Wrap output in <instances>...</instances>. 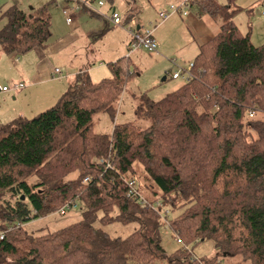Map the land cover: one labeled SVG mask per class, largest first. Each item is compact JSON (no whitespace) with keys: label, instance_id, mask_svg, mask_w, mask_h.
I'll return each instance as SVG.
<instances>
[{"label":"trees","instance_id":"obj_1","mask_svg":"<svg viewBox=\"0 0 264 264\" xmlns=\"http://www.w3.org/2000/svg\"><path fill=\"white\" fill-rule=\"evenodd\" d=\"M237 1H190L198 17L218 25L191 63L192 77L159 101L132 93L134 120L110 135L95 132L93 119L115 118L136 75L131 54L109 64L111 77L93 82L83 69L53 107L0 123V264H264V44L255 46L234 22ZM48 13L8 7L0 15L7 54L46 49ZM135 163L152 187L130 175ZM131 181L145 203L129 197ZM67 205L81 210L79 222L41 235L24 228ZM97 221L138 228L113 238ZM165 227L182 244L170 256ZM204 241L213 242V258H192L189 247Z\"/></svg>","mask_w":264,"mask_h":264},{"label":"rangeland","instance_id":"obj_2","mask_svg":"<svg viewBox=\"0 0 264 264\" xmlns=\"http://www.w3.org/2000/svg\"><path fill=\"white\" fill-rule=\"evenodd\" d=\"M105 6L101 8L107 12L108 17L111 16L113 9L120 16L122 22H126L124 26H114L110 24V28L102 36H95L93 38L81 37L82 40L77 44L73 45L66 51L62 52L59 56V60L63 61L61 67H67V70L71 67L76 66L75 63L79 62L83 57V54H87L90 51L91 67H97L99 72L93 75V82H100L104 78L111 77V71L109 64L113 62L112 60L119 59L123 54L129 51L125 47V42L130 39V35L127 32V28L136 29L137 25L142 28V33L147 30H153L155 19L161 21L158 18L160 11L165 12L170 8V4L184 1V0H135L136 7L138 8V13H136L130 19L127 18L129 11V3L133 0H114L113 5L102 0ZM221 3L225 4V0H220ZM236 6L241 9L239 13L236 14L234 22L237 24L239 29L243 34L251 32V41L255 46H261L264 44V0H238ZM94 8L98 9L97 2L94 3ZM194 9V8H192ZM191 11V9H189ZM51 14V12H50ZM102 14V13H101ZM53 15L57 18H63L62 9L54 11ZM210 22V21H209ZM214 24L213 21H211ZM97 32V31H94ZM78 33H81L78 31ZM97 36V37H96ZM90 49V50H89ZM139 50L134 55L131 56L132 65L131 71L136 72L131 82L127 87V92L123 93L119 98L120 107L114 119H112L107 113H99L93 119L94 130L97 133L103 135H110L116 124L130 122L134 120L133 114L136 107V101L132 98V93H147L148 96L154 100L159 101L168 94L176 91L185 82L184 78L179 80L171 79L167 77L166 81H163L166 77V71H160V68L167 66L165 61H162V57L156 54H148L146 52H141ZM17 56V55H16ZM15 54H5L0 52V81L7 78V82L4 83L12 89L13 83L17 79H10V76L19 78L18 75L13 74L15 68L18 64ZM24 55H19V59H22ZM7 59V63L5 62ZM176 60L178 57L175 58ZM92 61L94 63H92ZM164 63V64H163ZM189 63L187 62L182 68L184 70H189ZM92 71V70H91ZM90 71V72H91ZM89 72V74H90ZM12 97V96H10ZM9 99V98H8ZM11 103H7V106H1L0 104V122L6 124L11 121L9 116L14 114L15 109H20L21 106L16 104L12 99ZM7 116V117H6ZM263 116L258 114L257 118H262ZM7 119V122H5ZM14 120V119H12ZM141 128L148 127L147 122H136ZM130 175L135 176L138 185H145L146 188L152 187L153 183L148 179L147 173L144 167L140 163H135L133 171ZM78 173L72 174L68 177L69 179H76ZM178 214V213H177ZM82 219V212L80 209L69 210L65 214L53 213L44 218H39L24 225V228L28 233H34L36 235L52 233L60 229L66 228L79 222ZM95 226L107 232L113 238H127L131 233H133L137 228V224L122 225L121 223H113L108 226H102L100 222H96ZM162 246L167 254V256L172 255L178 251L182 244L179 242L175 234L167 227L161 230ZM197 243V241H196ZM192 258L201 260H211L215 255V247L213 242L204 241L200 242L194 246H190ZM224 264H241L239 258L236 259H223ZM164 264V263H159Z\"/></svg>","mask_w":264,"mask_h":264},{"label":"crops","instance_id":"obj_3","mask_svg":"<svg viewBox=\"0 0 264 264\" xmlns=\"http://www.w3.org/2000/svg\"><path fill=\"white\" fill-rule=\"evenodd\" d=\"M183 2L171 3L169 6H179ZM13 5L20 7L28 15L30 14L31 17H33L36 11L47 6L52 36L46 49L37 48L31 50L23 54L24 56L22 59H19V56L16 57L18 64L13 74L18 75L19 78L10 76V79H12L11 82L17 79L16 82L13 83L12 89L4 84L7 82V78L4 79L3 82L2 80L0 81L1 106L6 107L7 103H11L9 99H12L16 104L19 103L21 106L20 109H15L14 114L9 116V120L11 119L10 122L13 121L12 119L15 120L19 117L27 119L33 118L39 113L53 107L67 91L69 86L74 83L77 74L81 70L87 68L89 72L92 70L90 76L91 79H93V75L99 72L100 69L98 70L97 67H91L90 51H87L86 55L83 54L80 61L75 63L76 66L68 70L67 67H64V71L61 67L64 63L62 60H59V56L62 52L80 42L83 37L93 38L95 33L99 34L103 29L108 31L111 24L107 18V12L102 10V14L98 15L99 17H94L89 12L77 14L74 17V24L69 26L64 15L63 18H57L53 15L54 11L60 9H62L63 14L64 8L72 6L69 0H0V15L8 7ZM114 10L116 9H113V11ZM138 11L136 2L133 0L132 3H129V11L126 19H130L138 13ZM188 14L187 17H183L182 13L174 14L164 22L155 19L152 26L154 25L153 36L158 44V52L149 53L144 50L141 51L148 54H156L157 57L160 56L163 58L162 61H165V64L168 65L163 68L159 67V69L160 71H166V77L171 78V76L177 72L178 67L182 68L187 62L190 65L198 56L201 46L213 38L215 30L218 27L217 24H212L211 20L207 17H198L194 9H191V11L188 10ZM125 23L126 22H124V25ZM5 24L6 19L0 17V30ZM142 28L143 27L140 25H137L135 30L142 33ZM78 31L81 33H78ZM130 42L131 36L130 39L125 42L127 50ZM0 52L7 54L1 44ZM136 53L140 52L137 51L134 54ZM134 54H131V56ZM128 56L129 55L125 53L123 56L119 57V59L115 58L112 60L113 62L111 63ZM176 57H178L177 60L175 59ZM5 62L7 63V59ZM94 62L92 61V63ZM57 70H60L61 73L57 74ZM19 83L25 84V88L15 91L14 85ZM4 87H8L10 91L3 92L2 88ZM5 122H7V119Z\"/></svg>","mask_w":264,"mask_h":264},{"label":"built area","instance_id":"obj_4","mask_svg":"<svg viewBox=\"0 0 264 264\" xmlns=\"http://www.w3.org/2000/svg\"><path fill=\"white\" fill-rule=\"evenodd\" d=\"M190 1L192 0H186L179 6L172 5L168 11L161 12L159 14V18L161 19L162 22H164L168 20L172 15L179 14V13H182L183 17H187L189 15L188 14V10H189L188 4L190 3ZM69 2L72 4V6H70L69 8L63 9V15L65 16L66 22L69 26L74 24L75 15L82 13L83 10H88L91 13L100 15L101 8L105 6V3L102 0L97 1L98 9L94 8V3H91L87 0H69ZM107 18L109 22L113 24L114 26H124L123 25L124 23L120 19V16L116 12V10H114L111 16ZM127 31L129 35L131 36V42L129 45V54H134L135 52L139 50H144L149 53L158 52V44L153 36V30H147L144 33H140L139 31L137 30L135 31L134 29H127ZM173 64L176 65L175 63ZM189 66H190L189 70H184L183 68L178 67L177 72L174 73L171 76V78L174 80H177L180 78H184L185 80H188L190 77H192V74L190 72L192 65L190 64ZM56 72L57 74L61 73L60 70H57ZM23 88H25V84L23 83L14 85L15 91L22 90ZM2 91L9 92L10 89L8 87H4L2 88ZM254 115H255L254 111L249 112L250 118H253ZM100 162L103 163V161H100ZM128 187L130 189L129 194H128L129 197L131 198L139 197L141 199L140 201H142V203H145L144 199H142L141 196L139 195L137 186L134 181L128 182ZM70 207L71 206L69 205L64 206L63 208L60 209V213L65 214L68 210H70ZM76 207H77V204H75L73 208H76ZM0 239L1 240L4 239V234L2 232H0ZM185 250H188V248L186 247Z\"/></svg>","mask_w":264,"mask_h":264},{"label":"water","instance_id":"obj_5","mask_svg":"<svg viewBox=\"0 0 264 264\" xmlns=\"http://www.w3.org/2000/svg\"><path fill=\"white\" fill-rule=\"evenodd\" d=\"M165 80H166V78L163 79V81H165Z\"/></svg>","mask_w":264,"mask_h":264},{"label":"bare ground","instance_id":"obj_6","mask_svg":"<svg viewBox=\"0 0 264 264\" xmlns=\"http://www.w3.org/2000/svg\"><path fill=\"white\" fill-rule=\"evenodd\" d=\"M64 207V206H63Z\"/></svg>","mask_w":264,"mask_h":264}]
</instances>
